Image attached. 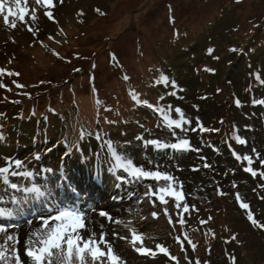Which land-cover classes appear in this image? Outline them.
Here are the masks:
<instances>
[{"label": "rangeland", "instance_id": "obj_1", "mask_svg": "<svg viewBox=\"0 0 264 264\" xmlns=\"http://www.w3.org/2000/svg\"><path fill=\"white\" fill-rule=\"evenodd\" d=\"M52 4L21 0L26 9L23 22L10 18L3 23L6 13L0 14V104L24 102L21 107H0V166L8 157L32 169L48 162L54 170L66 166L71 183L83 189L79 203L95 204L112 217L110 222L94 213L88 227L97 236L105 232L121 264H264V228L248 219L251 212L257 224H264V105L251 106L254 100H264V0H52ZM7 5L14 6L15 0H6ZM62 61L78 67L69 70ZM162 75L168 79L170 75L185 90L175 105L191 123L174 134L188 139L195 149L182 158L152 156L137 145L125 146L140 131L125 139L117 134L135 165L173 179H142L116 192L106 162V187L96 188L89 172L92 153L99 146L90 138L81 139V131L100 129L97 120L106 129L123 117L159 121L152 112H132L130 94L157 97L151 101L178 119L167 104L173 100L164 97L168 86L157 91L151 87ZM233 99L240 101V108ZM79 119L85 128L76 131L73 126ZM126 127L121 129L127 133ZM45 134L51 139L47 144L42 140ZM237 136L246 143H238ZM73 145L90 154L80 158ZM37 148L44 149L39 161L33 156ZM69 148L72 155L61 164ZM233 152L250 156L252 164L237 160ZM247 167L256 175L245 171ZM149 188L151 194L145 195ZM182 194L184 199H172ZM241 203L249 208H241ZM131 231L141 235L139 246L154 255L136 253ZM51 259L59 264L55 250ZM86 260L92 264L90 256Z\"/></svg>", "mask_w": 264, "mask_h": 264}, {"label": "snow or ice", "instance_id": "obj_2", "mask_svg": "<svg viewBox=\"0 0 264 264\" xmlns=\"http://www.w3.org/2000/svg\"><path fill=\"white\" fill-rule=\"evenodd\" d=\"M36 2L40 4L41 0H36ZM43 4L49 7L53 6L52 0H43ZM25 13L26 9L21 6V0H15L14 6H6V0H0V14H4L3 20L6 24L10 18H18L23 21ZM45 15L54 20L50 11H46ZM11 26L15 27L14 21ZM29 30L31 31V29ZM232 51L236 50L232 49ZM2 71L0 70V72ZM206 71L212 70L206 69ZM9 75L19 74L9 73ZM256 78L260 79L259 74ZM125 79L127 78L125 77ZM161 79L165 83L168 82L167 77ZM261 82L264 83V81ZM172 84L175 87V82ZM133 99L137 100L138 98L133 94ZM236 103L239 107L240 101L238 99ZM253 103L264 105V100H254ZM147 106L153 107L150 104ZM154 110L162 114L163 121L169 128H182L184 124L191 123L184 117L179 108L175 109L178 119H171L168 111L163 108H155ZM197 125L201 131H204L199 120H197ZM192 131H196V129H192ZM85 134L84 132L81 133V139ZM2 138L0 136V139ZM97 138L102 139L99 134H97ZM236 140L240 144L246 143L238 136ZM146 143L154 145L157 149L191 150L190 141L186 138H178L177 142L170 144L158 140H150ZM105 147L110 158L114 161V163H110L107 171L109 175L115 176L116 181H118L117 187L125 182L131 183L142 179H163L165 181L173 179V177L159 170H145L143 166L135 165L131 157L118 153L116 146L110 140L105 142ZM73 148H76L77 151L80 150L76 145H73ZM71 155L72 148H69L61 157V164ZM233 155L237 160L243 159L249 165L252 164L251 157L248 155L241 157L235 152ZM40 158L39 154L34 156L36 160ZM261 164H264V159L261 160ZM118 169L122 174L117 172ZM245 171L256 175L251 167L245 168ZM102 175L103 169L98 164L95 178L100 179ZM37 176L41 178L42 182L36 179ZM11 177H21L23 182H12ZM92 178L90 174L89 179ZM72 180L73 177L63 170L47 167L41 168L39 171L29 170L22 160L11 157L5 158V165L0 166V185H3V188H0V238H2V242H0V264H45L46 261L47 264H52L53 250H55L59 264H87V256L91 257L92 264H121V258L115 254L111 242L106 239L105 232L101 230L97 236L93 228L88 227L94 223V213L98 212L100 217H106L110 222H112V217L105 210H98V206L95 204H89L85 207L79 203L80 192L83 189H78V185L71 183ZM150 194L151 189L149 188L145 195ZM129 195L131 196L132 193ZM112 199H116V197L113 196ZM237 199L239 200V196ZM240 207L248 209L249 205L241 203ZM153 215L155 216V213ZM248 219L254 225L264 228V224H257V220L251 212H248ZM37 221L39 226H35ZM114 222L120 223V221ZM25 236L26 238H24ZM141 239L133 233V243ZM137 250L141 254L154 255L151 250L143 247ZM159 251L168 255V250L163 247H159Z\"/></svg>", "mask_w": 264, "mask_h": 264}, {"label": "trees", "instance_id": "obj_3", "mask_svg": "<svg viewBox=\"0 0 264 264\" xmlns=\"http://www.w3.org/2000/svg\"><path fill=\"white\" fill-rule=\"evenodd\" d=\"M80 46H82V45H79V46H76V47L80 48ZM247 59H248V64L251 66L252 59H249V54H247ZM61 64L64 65V67H66L69 70L70 69L72 70L73 67H74L73 62H67L66 63V62L62 61ZM177 65H178V63H177ZM77 67H78V65L76 67H74V68H77ZM260 71H261V73H263L261 69H260ZM164 75H162V77H164ZM167 76H169V79L167 78V81H168L167 83L163 82L162 79H161L162 77H160V82L158 81L157 83H155L151 87H153V89L155 91H157L159 87L162 89V87H164L163 85L168 86V92H165L164 97L167 100H169V101L173 100V104H170V103H167V104H169V107H170V109L173 110V112H176L175 111L176 108H179V109L182 110V108L180 106H178V105H175V103L177 101H179V99H182L180 97V94L184 93L185 90H184V88H181L179 86V83L176 82L170 75H167ZM156 79H157V77L154 78V80H156ZM169 80L171 81L170 84H169ZM172 82H175V87H173ZM4 92L7 93L8 91H3V93ZM163 93H164V90H163L162 94ZM131 96H132V94H131ZM131 96L129 97V99L135 105V107L132 109V112H139L141 114L152 115V113H151L152 109L159 108L157 104H155L154 102L151 101V100L156 99L157 97L148 98L146 96H141V98L137 99L138 100V103H137L136 101L135 102L133 101L134 99ZM205 98L206 97H203V99H205ZM6 102L9 103V104L8 105L4 104ZM6 102L3 101L2 102L3 104H0L1 109L2 108H13L14 107L13 104H16L17 107H21V106L24 105V102H22V103H18L17 101H10V102L6 101ZM142 104H146V105L150 104L153 107H150V108L148 106L144 107ZM127 117H132V116L130 115V113H128ZM158 120L159 121L156 122L154 120V117L148 119V121H139V120H134V119H131V118L127 120V118L125 119L123 117L121 121L117 122L118 124L114 128H113V126L116 123L111 124L109 129L105 128V123H103L101 120H97L96 123L98 122V125H99L100 129L96 128V127H93V130H92V129H90L88 127V128H86L87 131L86 130H84V131L82 130L81 133L82 132L86 133L83 136V139L90 138V140L94 141L99 146L97 148L95 154L93 155V153H92V162H93L92 169L96 165L98 152H101V154L105 153V150H104L105 147H103V144H105L106 141L110 140L111 143L116 146V150H117L118 153L125 154V152H124L125 149L122 146V142H120L117 139V134L120 135L121 138L125 139V137L128 136V133H130V135H131L135 131H140V133H137L135 135V137L133 138V141L128 142V143L125 141V146L128 145V146L132 147V146H136L137 145L139 147V150H142V153L148 154V155H152V156H158V155H164V157L180 156L179 158H182V157L185 156L184 155L185 153L191 152V151H193L195 149V147L192 145L191 142H190L191 150H184V151H173L170 148L157 149L154 145L146 143L147 141H150V140H158V141L162 142V140L159 137H165V136L169 137V141L168 142H162V143H169L170 144V143L177 142V138L172 136V133H173L174 130L172 128H169L168 126H166V124L163 121L161 113H160V118H158ZM66 122H68L67 118H66ZM149 122H152L154 125L153 126H149L148 125ZM102 123L104 124V129H102V126H103ZM124 125H127V127H126L127 133L125 131H122V129H121V128H124ZM73 127L76 129V131L83 129L84 121L79 119L74 124ZM92 131H95V132H92ZM106 131L113 132L116 135V137L112 136L113 134H110L109 132H106ZM19 132L22 135V132L21 131H19ZM97 134H99L102 137V139H98L97 138ZM39 137H40V135L38 136V139H39ZM7 140L8 139L3 140V141L5 142ZM42 140H44L46 142V144H47V143H49V141L51 139L49 140V136L47 134H45V135H43ZM206 141H207V144L211 147L212 144L209 142V139H207ZM68 143L69 142H66L65 146H67ZM36 145L37 144H35L34 146H36ZM77 147L80 149L78 151L80 158L83 157V156L86 157L87 155L90 154V153L85 154V150L83 148L82 149L80 148L82 146H77ZM8 149L9 148H6V152H8ZM43 152H44V149L37 148V150H36V152H34L33 156H35L36 154L40 155V153H43ZM40 157H41V155H40ZM56 159L55 160L51 159L50 161L51 162H56L57 161ZM117 172L120 173V170H117ZM120 174H122V173H120ZM101 178L102 179H101V182H100L99 189H105L108 177L103 172V175H102ZM111 179H113L112 189L114 191H116V192L123 191L124 188H129V185L131 183H133V182H131V183L125 182L121 186L117 187L118 181H116L115 176H113ZM138 235L141 236L139 233H138Z\"/></svg>", "mask_w": 264, "mask_h": 264}, {"label": "bare ground", "instance_id": "obj_4", "mask_svg": "<svg viewBox=\"0 0 264 264\" xmlns=\"http://www.w3.org/2000/svg\"><path fill=\"white\" fill-rule=\"evenodd\" d=\"M82 149V147H80Z\"/></svg>", "mask_w": 264, "mask_h": 264}]
</instances>
